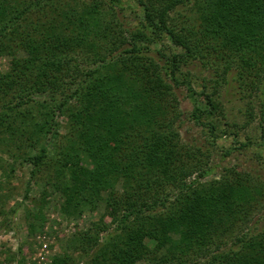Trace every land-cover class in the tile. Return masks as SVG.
<instances>
[{"label": "trees", "instance_id": "16d2710c", "mask_svg": "<svg viewBox=\"0 0 264 264\" xmlns=\"http://www.w3.org/2000/svg\"><path fill=\"white\" fill-rule=\"evenodd\" d=\"M110 2L0 0V147L16 144L12 162L0 158L4 180L28 163L65 216L103 201L115 221L92 222L51 264L76 252L83 264H264V228L253 229L264 182L235 168L202 180L207 155L182 139L176 93L187 85L201 124L223 110L186 78L200 62L219 87L237 72L264 94V0H137L133 31L118 18L123 0ZM166 41L169 54L155 46ZM43 206L29 215L42 225Z\"/></svg>", "mask_w": 264, "mask_h": 264}, {"label": "rangeland", "instance_id": "374dc122", "mask_svg": "<svg viewBox=\"0 0 264 264\" xmlns=\"http://www.w3.org/2000/svg\"><path fill=\"white\" fill-rule=\"evenodd\" d=\"M105 1L111 3V0ZM116 9L124 28L133 31L141 26V12L137 0H123L122 8ZM180 11L184 13L185 10L181 7ZM167 44L168 41L155 46L157 49L165 47L164 51L169 54L171 49L166 47ZM156 48L153 45L149 54L159 59ZM9 64V56L0 58V70H7ZM183 70L185 73L189 72L186 78L196 91L199 92L205 85L209 93L219 97L223 108L207 121L205 119L206 124H201L193 115L196 102L187 85L176 87L183 112L182 139L188 144L200 147L207 155L210 173L202 180L218 178L227 168H235L239 173L250 174L264 182V94L254 90L250 82L247 84L241 81L237 72L228 75V84L219 87L217 70L213 67L194 62L183 66ZM184 78L185 76L182 77ZM59 120L62 126L60 132L64 133L66 119L62 116ZM211 124L216 126L214 133L210 132ZM15 146L16 144L11 143L10 146L0 147V158L12 162L14 158L11 155L16 152ZM0 179H3L4 193V200L0 202V264H51L54 257L63 256L69 250V243L92 222H102L109 230L115 227V221L103 201L95 210L87 209L77 218L65 216L60 210L58 196L48 195L42 199L43 183L39 177L31 176L28 163L21 165L18 161L16 171L5 180L4 171L0 170ZM27 191L29 192L26 195ZM40 202L44 204L43 225L42 221L29 218V215L38 212ZM31 222H35L33 231H30ZM253 225L256 232L264 228V206L257 213ZM232 243L234 240L229 244ZM73 254L78 262L72 264H83L87 258L78 252Z\"/></svg>", "mask_w": 264, "mask_h": 264}]
</instances>
